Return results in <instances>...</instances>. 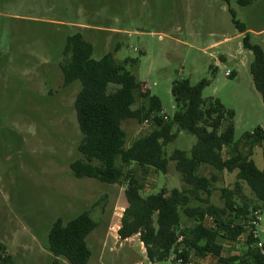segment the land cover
<instances>
[{
	"label": "rangeland",
	"instance_id": "rangeland-1",
	"mask_svg": "<svg viewBox=\"0 0 264 264\" xmlns=\"http://www.w3.org/2000/svg\"><path fill=\"white\" fill-rule=\"evenodd\" d=\"M229 5L246 26L250 42L264 49V0H251L247 6L231 0ZM77 31L92 44L95 59L118 48L117 61L134 60L127 69L139 83L151 86L150 95L159 99L161 112L169 118L175 112L172 82L207 79L203 98H217L234 113V142L264 125V104L249 71L253 55L243 45L238 53L245 34L236 29L222 0H0V243L18 264H53L46 248L52 224L58 218L66 223L89 210L98 225L86 238L90 250L86 264H180L173 253L149 261L138 235L119 238L116 226L127 206V180L108 184L75 178L70 171V163L81 157L73 107L80 82L63 87L58 63L66 37ZM225 53L226 60L221 61L219 56ZM227 70L234 75L225 76ZM122 128L127 146L153 125L128 119ZM173 131L176 137L163 147L165 172L136 164L128 167L144 196L184 187L171 155L175 150L189 154L196 137L177 132L176 127ZM251 158L263 168L261 148H254ZM199 173L216 174L209 199L222 206L221 189L233 186L235 173L208 166ZM243 186L249 211L258 206L257 232L264 242V202H257ZM196 204L191 200V206ZM182 221L190 224L183 216ZM244 241V236L221 241L223 255H239ZM191 261L218 264L211 256L192 254ZM56 264L69 263L58 258Z\"/></svg>",
	"mask_w": 264,
	"mask_h": 264
},
{
	"label": "trees",
	"instance_id": "trees-1",
	"mask_svg": "<svg viewBox=\"0 0 264 264\" xmlns=\"http://www.w3.org/2000/svg\"><path fill=\"white\" fill-rule=\"evenodd\" d=\"M222 1L228 5L236 29L245 34L243 48L253 55L249 71L264 104V49L250 42L246 26L236 18L229 5L231 0ZM235 1L241 6L251 4V0ZM117 50L95 59L92 44L81 32L66 37L58 63L62 86L80 82L73 107L81 135L77 144L81 157L70 163L72 175L108 184L127 180L124 190L127 206L117 234L121 240L138 235L151 262L164 260L173 253L176 261L182 260L181 264H195L191 261L192 254L197 258L214 257L218 264H263L264 255L257 248L259 239L249 230L252 228L249 222L259 209L255 204L249 211L243 185L257 202H264V166L259 169L251 158L254 148L259 147L264 162V125L245 132L239 142H234L233 111L225 108L217 98H203L202 91L209 80L201 79L192 84L188 78L172 82L170 93L175 112L172 118L163 120L159 115V99L149 91L141 92L142 83L127 69L134 60L117 61L114 58ZM128 119L140 123L148 120L153 128L126 146L127 134L122 122ZM174 127L177 132L185 131L196 137L189 154L175 150L171 155L184 187L161 189L144 196L135 173L128 167L136 164L165 172L167 159L163 147L176 137ZM224 150L227 151L225 155ZM202 166L217 172L235 173L233 186L221 189L222 206L210 202L212 184L217 176L215 173L200 174ZM238 199L243 200L242 204ZM191 200L197 204L191 206ZM182 216L190 224H183ZM97 225L89 210L66 223L56 219L49 230L46 246L53 264L58 258L69 264H86L90 257L86 238ZM242 236L245 250L236 256H224L221 241L235 242ZM5 251V245L0 243V264H18Z\"/></svg>",
	"mask_w": 264,
	"mask_h": 264
},
{
	"label": "built area",
	"instance_id": "built-area-1",
	"mask_svg": "<svg viewBox=\"0 0 264 264\" xmlns=\"http://www.w3.org/2000/svg\"><path fill=\"white\" fill-rule=\"evenodd\" d=\"M224 74H225V76H230L231 75V71L227 70V71L224 72ZM142 88H143L144 91H149L151 89V86L148 85V84H143ZM159 115L163 118V120L168 119V116L166 114L162 113V112ZM143 122L151 123L148 120H144ZM259 214H260L259 211L254 212V218H252V220L249 222L250 225L252 226V228H250L249 230L252 231L253 237L254 238H258V239H259V237H258V232H257V226H258V223H259ZM257 248L259 249L260 253L262 255H264V247H263V242L261 240H259L257 242ZM177 261L181 264L182 260L178 259Z\"/></svg>",
	"mask_w": 264,
	"mask_h": 264
},
{
	"label": "crops",
	"instance_id": "crops-1",
	"mask_svg": "<svg viewBox=\"0 0 264 264\" xmlns=\"http://www.w3.org/2000/svg\"><path fill=\"white\" fill-rule=\"evenodd\" d=\"M229 40V38H225V39H223V41H228ZM221 42V41H220ZM218 43L219 42H216V43H212V44H210L209 46H216V45H218ZM238 53L239 54H242V44L239 46L238 45ZM226 57H227V54L225 53L224 55H220L219 56V59L221 60V61H225L226 60ZM234 71H231V74L232 75H234ZM228 77H230V76H228ZM153 125V124H152ZM119 227H120V225H117L116 226V232H117V230L119 229ZM126 240H129V238L128 239H126ZM263 242V241H262Z\"/></svg>",
	"mask_w": 264,
	"mask_h": 264
}]
</instances>
